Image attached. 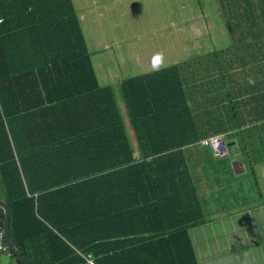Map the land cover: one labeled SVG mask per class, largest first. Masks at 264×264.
<instances>
[{
    "label": "trees",
    "instance_id": "obj_1",
    "mask_svg": "<svg viewBox=\"0 0 264 264\" xmlns=\"http://www.w3.org/2000/svg\"><path fill=\"white\" fill-rule=\"evenodd\" d=\"M120 97L138 157L72 0H0V199L27 264H198L186 152L210 147L178 67L125 79Z\"/></svg>",
    "mask_w": 264,
    "mask_h": 264
},
{
    "label": "rangeland",
    "instance_id": "obj_2",
    "mask_svg": "<svg viewBox=\"0 0 264 264\" xmlns=\"http://www.w3.org/2000/svg\"><path fill=\"white\" fill-rule=\"evenodd\" d=\"M82 6L88 8L82 11L79 6L78 15L99 84L105 80L101 75H113L115 70L129 78L149 68L177 66L187 77L186 96L196 126H215L227 92L237 101L225 105L224 112L231 106L228 114L235 111L236 122L264 120V0H83ZM83 12L86 18L81 17ZM256 34L261 35L259 43L253 38ZM250 42L258 45L252 48ZM145 58L152 67L141 64ZM208 80L212 83L206 86ZM208 116L213 120L204 122ZM240 136V145L235 146L239 151L230 154L253 161L264 157V124L242 130ZM205 151L212 157L210 148ZM186 154L192 157L189 150ZM255 173L257 178L245 177L242 184L228 182L227 193L249 201L245 191L251 188L255 201L264 200V179L256 168ZM1 193L0 184V197ZM0 264L15 262L3 255Z\"/></svg>",
    "mask_w": 264,
    "mask_h": 264
},
{
    "label": "crops",
    "instance_id": "obj_3",
    "mask_svg": "<svg viewBox=\"0 0 264 264\" xmlns=\"http://www.w3.org/2000/svg\"><path fill=\"white\" fill-rule=\"evenodd\" d=\"M72 2L77 15L80 11L78 8L79 6H81V10L88 7L90 12L92 10L93 4L85 8L82 6L83 0H72ZM81 17L86 18L87 15L83 12ZM162 38L163 37H161L160 41ZM86 44L89 51V41L88 43L86 42ZM90 54L93 64V53L90 51ZM147 61L149 60L145 58V61L141 64L144 65V67H152V62L150 61V63H148ZM101 63L102 61L98 62L99 65ZM146 71L147 72L135 76L144 75L156 70H151L149 68ZM123 77H126V75L121 77L119 71L115 70L113 75H101V78L105 80L99 85L101 87L108 86L113 88L117 97L118 106L124 118L126 130L135 148L134 155L138 157L139 154L136 149L135 136L126 117L125 107L120 97V84L125 79H128ZM185 77V75H180L186 94L188 84H185ZM114 78L117 82L113 86L112 83L115 82ZM208 81L209 82L206 81L207 83H205L206 86L212 83L211 80ZM213 81L214 83L216 82L214 79ZM201 83L200 87H202ZM225 95L227 101L222 104V112L226 113V116L223 117L221 112V116L216 118L217 123L213 124L215 125L213 128L205 124L197 126V129L199 136H201L200 141L209 137H222L228 145L229 151L227 155L223 158L207 157L205 147H202L200 144H197L201 146L199 149L195 148V145L187 148L192 155V157H187L190 174L194 186L197 189L204 214V222L189 229L188 233L198 264H264V200L260 202L255 201V193L251 191V188L245 191L249 195V201H244L245 197L240 198L235 196L233 198V193H227V187L231 182L234 181V184L237 182L242 184L241 181L246 182L250 177L257 178L255 168L258 169L260 177L264 179V169L262 168L264 157H255L253 161L252 159L254 158L251 157H239L237 153L230 154L233 151H239V149H235V146L239 147L240 143L238 144V142L243 138L240 136V131L249 130L250 127L253 128V126L256 125L261 126L264 124V120L255 122L247 121L246 123L239 124V122L235 121L239 118L235 111H233V115L228 114L231 106L237 100L229 95V92L225 93ZM186 98L191 110L188 97L186 96ZM225 105L231 106L224 112ZM247 110H249V108H247ZM211 120L213 119H211L210 116L206 119L204 117V122H209ZM249 133L252 136L251 131H249ZM225 137L227 138L225 139ZM189 159H191L192 162L189 161ZM212 160L219 161V163L212 162ZM251 160L253 162H251ZM210 171H212V173ZM195 176L197 180H195ZM219 178L221 180H218ZM229 194L231 197H229Z\"/></svg>",
    "mask_w": 264,
    "mask_h": 264
},
{
    "label": "built area",
    "instance_id": "obj_4",
    "mask_svg": "<svg viewBox=\"0 0 264 264\" xmlns=\"http://www.w3.org/2000/svg\"><path fill=\"white\" fill-rule=\"evenodd\" d=\"M201 144L210 147L215 158H223L228 153L227 142L220 136L206 138L201 141ZM3 223L4 220H0V256L6 255L8 257H12L13 254L11 253L5 240ZM86 264H95L91 255L86 257Z\"/></svg>",
    "mask_w": 264,
    "mask_h": 264
},
{
    "label": "water",
    "instance_id": "obj_5",
    "mask_svg": "<svg viewBox=\"0 0 264 264\" xmlns=\"http://www.w3.org/2000/svg\"><path fill=\"white\" fill-rule=\"evenodd\" d=\"M0 209L3 211L4 213V233H5V240L6 243L11 251V253L13 254V256L16 259V262L18 264H27L26 260L23 258L22 254L20 253V251L17 249V247L15 246V244L12 241L11 238V234H10V212H9V208L6 204L5 201H3L2 199H0Z\"/></svg>",
    "mask_w": 264,
    "mask_h": 264
},
{
    "label": "snow or ice",
    "instance_id": "obj_6",
    "mask_svg": "<svg viewBox=\"0 0 264 264\" xmlns=\"http://www.w3.org/2000/svg\"><path fill=\"white\" fill-rule=\"evenodd\" d=\"M157 63L159 62V58H157V61H156Z\"/></svg>",
    "mask_w": 264,
    "mask_h": 264
},
{
    "label": "clouds",
    "instance_id": "obj_7",
    "mask_svg": "<svg viewBox=\"0 0 264 264\" xmlns=\"http://www.w3.org/2000/svg\"><path fill=\"white\" fill-rule=\"evenodd\" d=\"M162 66V65H161ZM156 70H159L158 68Z\"/></svg>",
    "mask_w": 264,
    "mask_h": 264
}]
</instances>
